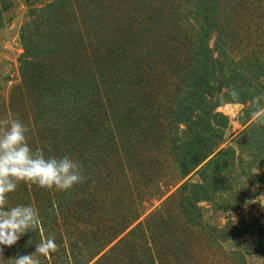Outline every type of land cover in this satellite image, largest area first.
I'll return each mask as SVG.
<instances>
[{
	"label": "rangeland",
	"instance_id": "1",
	"mask_svg": "<svg viewBox=\"0 0 264 264\" xmlns=\"http://www.w3.org/2000/svg\"><path fill=\"white\" fill-rule=\"evenodd\" d=\"M258 96L264 0H0V118L85 175L10 194L56 239L41 264H264Z\"/></svg>",
	"mask_w": 264,
	"mask_h": 264
},
{
	"label": "clouds",
	"instance_id": "2",
	"mask_svg": "<svg viewBox=\"0 0 264 264\" xmlns=\"http://www.w3.org/2000/svg\"><path fill=\"white\" fill-rule=\"evenodd\" d=\"M236 101L239 93L230 92ZM264 96L254 99L253 119L264 122ZM30 129L15 115L0 118V264H41L58 251L52 235L34 240L29 234L39 235L43 219L31 203L10 204V194L21 183L42 189L68 191L84 182L85 175L79 161L69 155H49L29 143ZM25 247L34 245V251L4 259L5 248H11L24 238Z\"/></svg>",
	"mask_w": 264,
	"mask_h": 264
}]
</instances>
